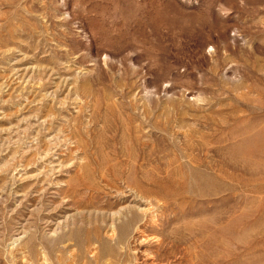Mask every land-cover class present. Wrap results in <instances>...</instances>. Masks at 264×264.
<instances>
[{
    "label": "rangeland",
    "instance_id": "374dc122",
    "mask_svg": "<svg viewBox=\"0 0 264 264\" xmlns=\"http://www.w3.org/2000/svg\"><path fill=\"white\" fill-rule=\"evenodd\" d=\"M133 263L264 264V0H0V264Z\"/></svg>",
    "mask_w": 264,
    "mask_h": 264
},
{
    "label": "bare ground",
    "instance_id": "6f19581e",
    "mask_svg": "<svg viewBox=\"0 0 264 264\" xmlns=\"http://www.w3.org/2000/svg\"><path fill=\"white\" fill-rule=\"evenodd\" d=\"M136 195V194H135ZM142 202H145V201H142ZM146 203L147 204H149V205H153L154 204V202H153V200L151 199H147L146 200ZM134 205L135 206H138V207H141V204H138V202H134ZM127 206H129V205H127ZM131 207H123V208H121L120 210H118V211H116L114 214H113V217H112V226L114 225V227H113V229H112V232L114 233H112L113 234V238L112 239H117L118 237H119V230H118V228H117V226L115 225V220L116 219H119L120 218V216L123 214V211L124 210H126V209H130ZM147 210V209H146ZM146 210H144V209H139L138 208V213L140 214V216L142 217L141 218V220L142 221H144V223L143 224H141L140 223V221L141 220H139L138 222H136L135 224H134V226H133V228H132V233H131V236H130V239H129V241H128V243H127V245L126 246H128L130 243H131V240H132V238L134 237V235L135 234H137V233H139V230L142 228V226L143 227H145V228H148V225L151 223V221H148L147 219H146V217H147V215H148V210L146 211ZM161 217V216H160ZM112 228V227H111ZM140 232H142V231H140ZM144 232V231H143ZM143 234V233H142ZM141 234V235H142ZM145 235V234H144ZM143 235V236H144ZM111 236V235H110ZM139 236V235H138ZM75 249V248H74ZM73 249V250H74ZM96 252V251H95ZM96 255H97V252L95 253ZM71 255V254H70ZM135 256V255H134ZM136 257V256H135ZM45 262V261H44ZM71 262V261H70ZM87 262V261H86ZM46 263H47V261H46ZM134 264V263H133Z\"/></svg>",
    "mask_w": 264,
    "mask_h": 264
}]
</instances>
